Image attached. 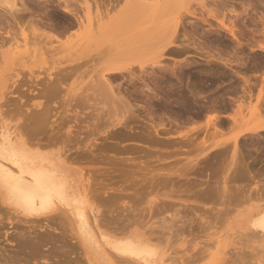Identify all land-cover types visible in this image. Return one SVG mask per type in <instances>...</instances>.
<instances>
[{"label":"rangeland","instance_id":"obj_1","mask_svg":"<svg viewBox=\"0 0 264 264\" xmlns=\"http://www.w3.org/2000/svg\"><path fill=\"white\" fill-rule=\"evenodd\" d=\"M136 2L147 7L142 19L118 28ZM63 8L80 20L87 13L93 18L96 10L110 14L102 30L87 36L86 24L79 29L77 18ZM16 10V23L0 24L5 44L0 46V124L19 126L26 147L48 160L63 155L74 193L83 198L86 191L87 215L89 209L97 213L93 230L110 239L126 231L148 242L156 252L154 264H264V238L247 225L248 215L264 206V130L234 143L246 127L243 104L249 95L242 89L264 77V52L258 49L264 40V0H23ZM218 21L235 26L239 41ZM147 31L139 44L138 36ZM158 32L176 40L166 53L148 47ZM13 37L27 41L31 58L24 47L19 54L9 47ZM118 40L126 45L115 51ZM157 61L160 65L151 67ZM111 66L130 73L109 79L111 94L95 91L99 74ZM28 130L41 133L25 136ZM25 139L38 146L28 147ZM4 210L0 264L113 262L105 250L75 242L69 213L62 216L57 209L48 216L50 223L43 218L35 223L47 225L49 234L38 245L48 244L37 250L38 242L28 238L39 239L44 229L32 230L33 239L26 234L28 225H17ZM15 236L27 240L26 249L19 251Z\"/></svg>","mask_w":264,"mask_h":264},{"label":"bare ground","instance_id":"obj_2","mask_svg":"<svg viewBox=\"0 0 264 264\" xmlns=\"http://www.w3.org/2000/svg\"><path fill=\"white\" fill-rule=\"evenodd\" d=\"M17 2L22 4L23 0H3V1H0V10L3 11L2 12L3 14H0V24H3L4 22H7L8 20L13 21L14 23L17 22L18 15H20V14H18L19 13L18 10H16L17 9ZM134 7H135L134 9L129 8L130 9L128 12L129 14L126 15L127 16L126 19H124L122 21L120 20V22L117 23L118 28H120L122 26L124 27V25L126 24V21H129L130 23L127 25H130L131 21L133 19H135V18L137 20L142 19L143 13L146 12L147 7L143 3H139V2H136V5ZM63 9H65L64 10L65 14L67 13V14H70V15L74 16L75 18H77L79 29L84 26V23L86 24V26H84V28H85V32L87 33V36L91 35L95 29H98V30L101 29L105 25L106 21H104V20L108 19V16H109L108 14H110L108 11H106V13L104 15H102V13H104V12L100 13V11L98 12L96 10L95 14H94V11L92 12V14L94 16L93 18H92V15L87 13L84 16V19H82L83 18L82 17L81 18L82 20H80L76 14H72V12L66 8H63ZM83 20H84V22H83ZM179 20H180V18H179ZM219 24H220L221 28L218 27V29L220 28L224 32L228 33L232 40L239 41L238 40L239 39L238 34H240V33L237 34L235 32V26H229L230 24L227 26V25H225V23H223V21H220ZM137 25H138V23H137ZM129 28H130V26H129ZM175 30H176V25L174 26V32H175ZM99 31H97L95 33L98 34ZM238 32H239V30H238ZM176 33H178V32H176ZM118 34H119V32H118ZM149 35H150V32L147 31V33L146 32L144 33L143 37L138 36V37H140L139 44L140 43L143 44L144 38H147ZM168 35H169V33H168ZM168 35H166V36H168ZM0 37H1V35H0ZM175 38H176V35H175ZM8 39L6 41L9 42L10 39L9 40ZM114 40H115V37H114V39H112V41H114ZM1 41L4 42V40H1ZM1 41H0V43L3 44V42H1ZM12 41H13L12 43L9 42V43H11V46H9V47L10 48L12 47L13 50H16V52H18L17 54H19L18 50L21 49L22 47H24V53L27 52V50H28L27 49V41L25 39L23 40L22 44H20L18 42V40L14 39V37H13ZM174 41H176V40H174V39L168 40V39H166L165 35H163L161 32H158L155 35L154 42L152 44H150L149 46L148 45L147 46L148 47L153 46V48H156V47L161 48L160 49V52H161V51H164L167 47L175 44ZM110 43H111V41H109V42L107 41L106 44L110 45ZM122 43L119 40L117 41V43L115 45V51H116V49L119 50V49L123 48L124 45H126V44L123 45ZM144 45L143 46L140 45V46L145 47ZM0 46L5 47V44L0 45ZM117 46H119V47L116 48ZM125 47H127V46H125ZM176 49H178V48H176ZM258 49H260L261 51L264 52V40H263L262 44H259ZM120 52H122V51H120ZM171 52H173V51H171ZM21 53H22L21 59H24L23 52H21ZM164 53H166V52L164 51ZM26 54L28 57L27 56H25V57H27L28 59H29V57L31 58V55H28V53H26ZM160 55H162V53ZM18 59H20V56ZM18 59H15V60H18ZM160 63H161V61H157V62L153 63L154 65H151V67L156 66V65L159 66ZM105 72L108 74V78H107V74L106 75H103V74L100 75L99 74V76L101 78V80L98 78V80L101 81L100 84L98 83V85H99L98 89L99 90L95 89V91H100V93H102V94L103 93L106 94V92H108V91L109 92L107 94H109L110 90H112L111 85H110L111 79L113 80V79H115L114 77H116V75H122L123 73L129 72V71L127 69H124V68L119 67V66H111V67H108L105 70ZM99 76H97V77H99ZM99 81H97V82H99ZM97 82H96V84H97ZM248 82H249V80L244 81V83L246 85L249 84ZM55 83H53V84L56 85L57 83L56 84ZM50 84H51V82H50ZM256 84H257L256 86L258 87V91H257V94L254 95V97L252 94V92H253L252 90H254L253 88L257 89L255 85H252L255 87H251L250 89H248L249 86L245 87V89L242 87L243 88L242 90H244L243 93L247 89L248 91L246 90L247 92L245 94L249 95L248 96V98H249L248 102L245 100L247 102V105L245 104L246 106H244V104H243V108L245 107L244 112H246V113L243 114L242 118L246 121V127L241 131L240 134H238L236 136V138L234 139V143L236 142L238 137H241V136L243 137L245 135H248V136L249 135H256V134L260 133L262 131V129L264 130V123H260V119L262 118V112L261 111H264L262 108V106L264 105V77H263V80H261L260 82H258ZM54 85H52V88L47 87V85H46L47 91L49 88L53 89V90L49 89L48 92L54 91V89H55V88H53ZM48 86H49V84H48ZM242 86H244V85H242ZM108 98H109V95H108ZM245 101H244V103H246ZM40 108H43V107L40 106ZM42 110L44 111L45 109L43 108ZM39 112L43 114L44 112L46 113V110L44 112L39 110ZM45 113H44V116H45ZM29 114H31V113H29ZM37 114H36V116H34L33 114L32 115H33V117L36 118ZM42 114H38L40 117L42 116L41 120H42V118H44V116ZM47 118H48V116L46 117V119ZM36 119H34V120L36 121ZM35 121L32 120V122H35ZM46 121L44 119V122H46ZM38 122H40V123L42 122V121H40V118H38V120L35 122L39 128L40 123H38ZM29 123H28V125H29ZM48 123H50V121H48ZM22 124H24V123H22ZM42 124H44V123H42ZM0 125H1L0 126V209H3V210L5 209L7 211V213L9 214V218H11L13 221H15L17 225L21 224V227L23 225H25V226L28 225L27 226L28 229H26L27 231L25 230L26 232H28V230H31V231H29V233H26L24 230H21L22 232L24 231L26 234L31 235V232L32 233H33V231L37 232L36 231L37 229H39V230L42 229V227H41L42 225L38 226L37 224L39 222L37 223V221H41L43 219H44V221L46 219L49 220L48 216L50 214H52L53 212H55L57 209H59V211H61V213H62V216H65L66 215L65 213H69V215L73 217L72 221H71V218H68V220H70V222H72V224H73L72 225L70 223L69 225L73 226V228L71 227V229H72V232L74 230L73 234L75 233L74 234L75 238H76V236H77V238H79V239L76 238L75 242L77 243V240H78V243L80 241L82 243L88 242L90 245L95 246L97 250H100L103 253L105 250L106 251L105 253H107L108 257H110L113 260L112 264H124V263L129 264L131 262H134L137 264H154L156 262V260H155L156 252L149 245V243L146 241L136 239V238H132L131 236H128L126 234L127 233L126 231L125 232L121 231V227L119 228V230L122 232V233L120 232L121 236H119L120 234H118L119 237L114 238V239L107 238V237L103 236L101 233H99L98 231L93 230L91 224L95 225L97 223V220H98L97 213L93 209H89L88 211L91 214V216H90L91 218L87 215V210H86L87 207H84V205L86 204V200H87L86 193H85L86 191L83 192V195H84L83 198L80 194L74 193L73 187L71 186V184H70V182L66 176V170L64 169V167L62 165L61 160L63 158V155L62 156L60 155L62 158L58 157L56 159L57 161L48 160V159L40 156L39 154L32 152L30 149H28L26 147L25 143L21 140V138L18 134L17 127H19V126H16V128L12 127V128H14V129H12L11 127L8 128L6 126H3L2 124H0ZM31 125H32V123H31ZM34 125L35 124L33 123L32 126H34ZM22 126H24V125H22ZM41 126H44V125H41ZM27 128H29V126ZM34 128H36V127H34ZM38 128H36V129H38ZM42 128L43 127L39 128V129H42ZM22 129L24 130L25 128H22ZM33 131L34 130H32V132ZM44 131H46V130H44ZM19 132H21V131L19 130ZM27 132L28 133H25V136L26 135L27 136L34 135L33 133H36V135H39L41 133V132L40 133H38V132L32 133L31 132L30 133L29 130ZM36 135H35V137H36ZM21 136H23L22 133H21ZM41 136H43V135L41 134ZM32 137H30V138H32ZM38 137H40V136H38ZM27 138H29V137H27ZM26 142L29 143L30 141L26 140ZM32 143L34 145L36 144L34 142H30L31 145H29L28 147H30V146L33 147L34 145H32ZM40 143H41V141H40ZM35 146H38V144H36ZM63 159H65V158H63ZM82 205H83V207H82ZM61 208H62V210H60ZM67 217H69V216L68 215L66 216V219H65L66 221H68ZM88 217L90 218V220ZM41 218H43V219H41ZM50 218H51V216H50ZM48 220H46V221H48ZM50 220L48 221L49 223H50ZM35 223H37V224H35ZM68 223H69V221H68ZM4 225H5V223H4ZM4 225H3V222H1V220H0V230H2L1 227L6 228V227H3ZM9 225L14 226L12 224V222L9 223ZM247 225H248V229L252 232V234L256 235V237L264 238V206L257 207L255 210H253L248 215ZM46 226H45V229L43 228L44 232H40V233H44V235L41 234L42 236L41 237L39 236V239H38V237H36L37 238L36 239L35 237L32 236L35 232L31 235L33 239L35 238L34 240H36V242L34 240L32 241V239L28 238L29 237L28 235H27L28 237L25 235L26 237H24V238H26V239L28 238V242L30 241V243H32V244L38 242L37 243V245H38L40 239L44 238L45 234L47 233L46 229H48V228H46ZM125 228H127V227H125ZM21 231H20V233H21ZM116 231H118V229ZM113 232L115 233V230ZM110 233H112V232H110ZM114 233H112V234H114ZM4 235L6 238H8V235L6 233ZM19 235L20 234H18V236ZM51 235H50V237H51ZM114 235H116V234H114ZM23 236H24V234H23ZM23 236H21V238L15 236L16 239L18 238L16 245H18L19 251L20 250L23 251L24 248L26 249L27 247H25V246L29 244L27 242V240H25L23 238ZM48 236H49V234H48ZM53 237H55V235ZM53 237H51V238L53 239ZM47 239L45 238L43 240L45 241ZM49 240H51V239L49 238ZM46 243H47V241L44 243L40 242V245L36 246L39 248L37 249L35 246H34V248H36L37 250H41L40 246H45ZM32 244H30L29 246H31ZM79 244L82 245L81 243H79ZM33 245H35V244H33ZM29 249H31V248H28L27 250H29ZM36 249H33V252H35L34 250H36ZM80 249L81 248H79V250ZM81 251L86 252L84 249ZM5 252L6 251H4V253ZM84 254H87V252ZM2 255L3 254H1L0 257H2ZM39 255L40 254H38V256ZM44 255H41V256L43 257ZM44 257L46 258V256H44ZM2 258H1V260H2ZM47 258H48V256H47ZM77 258L78 257H76V259ZM90 259L91 258L89 257L88 260L90 261ZM4 260H6V259H4ZM66 260L68 261L69 259H66ZM2 262H3V264H6V263H4L3 260H2ZM70 262H72V261H70ZM49 264H52V263H49ZM67 264H68V262H67ZM157 264H164V263L158 261Z\"/></svg>","mask_w":264,"mask_h":264}]
</instances>
